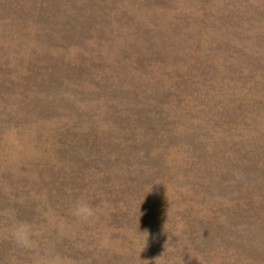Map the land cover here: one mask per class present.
<instances>
[{
  "label": "rangeland",
  "instance_id": "374dc122",
  "mask_svg": "<svg viewBox=\"0 0 264 264\" xmlns=\"http://www.w3.org/2000/svg\"><path fill=\"white\" fill-rule=\"evenodd\" d=\"M0 264H264V0H0Z\"/></svg>",
  "mask_w": 264,
  "mask_h": 264
},
{
  "label": "clouds",
  "instance_id": "9594fccd",
  "mask_svg": "<svg viewBox=\"0 0 264 264\" xmlns=\"http://www.w3.org/2000/svg\"><path fill=\"white\" fill-rule=\"evenodd\" d=\"M72 215L81 222H88L93 219L97 209L91 206L86 200L77 201L71 209ZM10 233L16 243L20 246H28L31 242L32 227L28 222L17 221L11 225ZM147 235L144 240V245ZM144 247V246H143ZM142 247V248H143ZM141 248V249H142Z\"/></svg>",
  "mask_w": 264,
  "mask_h": 264
}]
</instances>
